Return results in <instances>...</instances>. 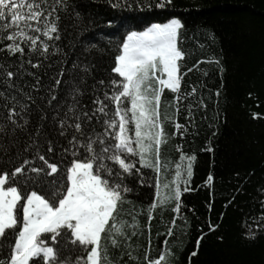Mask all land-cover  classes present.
I'll list each match as a JSON object with an SVG mask.
<instances>
[{
	"label": "snow or ice",
	"instance_id": "snow-or-ice-1",
	"mask_svg": "<svg viewBox=\"0 0 264 264\" xmlns=\"http://www.w3.org/2000/svg\"><path fill=\"white\" fill-rule=\"evenodd\" d=\"M109 2L117 9L153 7L147 0ZM172 4L173 0H158L155 7L163 9ZM68 7V0H0V85L4 86L0 109L7 112L3 115L7 123H0V132L10 127L13 136L18 130L27 136L23 147L9 157V161H19L18 166L11 171L0 169V264H117L110 250L122 245L132 249V236L140 229L135 216L129 224L120 215L122 206L132 203L128 194L133 188L128 179L135 176L141 185L149 181L137 164L156 174L166 171L162 148L168 134L164 124L174 118L161 111L162 94L165 88L176 93L177 112L178 102L186 98L180 95L181 61L186 52L180 47L179 37L184 25L180 18L172 17L142 31L126 33L111 69L118 78L109 79L107 84L98 82L103 95L97 94L100 89H92L91 108L82 103L85 92L74 81L68 96L61 97L59 79H54L47 89L49 95L42 98L50 112L37 105L19 80L36 76L27 66L41 67L39 57L47 59L51 50L60 51L53 42L61 38L60 12ZM33 56L37 57L35 63ZM84 70L90 72V67L85 65ZM31 87L39 89L38 77ZM195 91L193 88L192 93ZM188 115H192L190 107ZM33 118L35 130L29 131ZM174 126L184 135L187 125L176 121ZM49 131L65 139L68 147L54 151L59 139H50ZM11 143L17 145L19 141ZM0 150L10 151L3 144ZM194 160V155L180 156L173 185H163L167 195L147 207L149 220L158 206L169 202H175L174 211L180 212L181 184L183 191L190 190L187 185L193 176ZM212 181L209 174L207 182ZM155 189L159 197V179ZM125 255L139 259L131 250L121 251L118 259ZM174 255L165 246L156 259L146 253L144 264H168Z\"/></svg>",
	"mask_w": 264,
	"mask_h": 264
},
{
	"label": "trees",
	"instance_id": "trees-1",
	"mask_svg": "<svg viewBox=\"0 0 264 264\" xmlns=\"http://www.w3.org/2000/svg\"><path fill=\"white\" fill-rule=\"evenodd\" d=\"M147 2L153 4L151 9L135 5L117 9L109 0H68L69 7L60 12L61 38L53 42L60 51L51 50L47 59L39 57L41 67L28 65L36 76L26 75L19 84L33 95L37 105L50 112L42 99L49 95V85L59 79V95L67 97L74 81L85 92L82 103L91 108L92 89H100L97 94L103 95L98 82L107 84L109 79L118 78L111 69L126 33L180 18L184 27L179 44L186 52L181 61L180 95L186 98L178 102L177 112L176 93L165 88L162 94L161 111L174 118L164 124L168 134L162 148L166 171L156 174L137 164L150 179L143 185L135 176L128 179L133 188L128 194L132 203H125L120 215L129 224L135 216L140 229L132 236L134 247L111 249L112 258L117 264H144L146 253L156 259L167 246L175 254L168 264H264V0H173L172 6L163 9L155 7L158 0ZM32 60L35 63L37 57ZM85 65L90 72H85ZM36 77L39 89L31 87ZM3 87L0 85V90ZM6 114L0 109V123H7L3 120ZM176 121L187 125L184 135L175 129ZM35 125L33 118L29 131H34ZM0 138V144L10 149L7 153L0 150V169L11 171L19 161H9V157L23 147L27 136L19 130L13 136L9 127L0 132ZM49 138L54 142L59 139L56 152L61 151L60 146L68 147L67 141L52 131ZM12 140L19 144L13 145ZM182 154L194 155L195 160L187 185L190 190L183 191L181 184L180 212L174 211L175 202H169L158 206L149 220L147 207L167 195L163 185H173ZM182 164L186 167L187 160ZM182 174L186 175L183 168ZM209 174L213 176L211 184L207 182ZM157 179L161 184L159 197ZM170 229L172 234L168 235ZM129 250L139 259L131 260L127 255L118 259L121 251Z\"/></svg>",
	"mask_w": 264,
	"mask_h": 264
},
{
	"label": "rangeland",
	"instance_id": "rangeland-1",
	"mask_svg": "<svg viewBox=\"0 0 264 264\" xmlns=\"http://www.w3.org/2000/svg\"><path fill=\"white\" fill-rule=\"evenodd\" d=\"M118 76V74H116Z\"/></svg>",
	"mask_w": 264,
	"mask_h": 264
}]
</instances>
